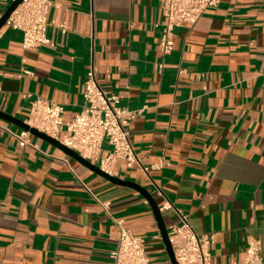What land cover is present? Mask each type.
<instances>
[{
    "label": "crops",
    "instance_id": "1",
    "mask_svg": "<svg viewBox=\"0 0 264 264\" xmlns=\"http://www.w3.org/2000/svg\"><path fill=\"white\" fill-rule=\"evenodd\" d=\"M162 21L157 0H51V44L36 49L4 24L0 111L24 121L33 98L61 104V141L92 65L120 106L141 109L126 129L148 170L117 159L111 175L168 200L167 231L179 212L213 233L211 264H242L250 237L264 256V0H220L174 29L167 54ZM21 129L0 117V264H111L118 220L151 264H171L144 196L34 135L20 148Z\"/></svg>",
    "mask_w": 264,
    "mask_h": 264
},
{
    "label": "built area",
    "instance_id": "2",
    "mask_svg": "<svg viewBox=\"0 0 264 264\" xmlns=\"http://www.w3.org/2000/svg\"><path fill=\"white\" fill-rule=\"evenodd\" d=\"M13 0H0L10 3ZM162 12L160 24L159 50L167 54L173 49L174 29L183 24H194L201 15L220 0H157ZM51 0H22L11 12L5 24L22 34V47L36 49L51 44L47 35L48 12ZM158 25V24H157ZM63 106L47 99L36 97L29 101V111L24 122L29 126L57 138L62 130ZM141 109H128L118 104V97L107 94L100 86L93 66L86 73L83 82L82 103L67 125L68 134L61 142L75 150L83 158L95 162L100 169L112 174L114 163L123 159L142 167L139 157L129 139L126 125L135 119ZM27 130L15 134L20 148L29 145ZM111 146V151L101 156L103 143ZM103 205H109V202ZM171 207L165 200L160 210ZM179 223L167 231L177 264H211L210 248L214 242L213 233L197 234L188 221V216L178 212ZM119 230L116 244L110 252L111 264H151L146 250V238L134 234L117 221ZM242 264H264L261 243L250 237L243 252Z\"/></svg>",
    "mask_w": 264,
    "mask_h": 264
},
{
    "label": "water",
    "instance_id": "3",
    "mask_svg": "<svg viewBox=\"0 0 264 264\" xmlns=\"http://www.w3.org/2000/svg\"><path fill=\"white\" fill-rule=\"evenodd\" d=\"M21 1L22 0H13L8 4L6 9L2 13V15L0 16V28L5 24L7 18L11 14V12L18 6L19 3H21ZM0 117L5 119V120H8V121L15 123L16 125H18L22 129L27 130L31 135L39 137V138L46 140L47 142L53 144L54 146L59 148L62 152L67 154L69 157H71L74 160L78 161L79 163L83 164L84 166H86L90 170L94 171L95 173L103 176L104 178H106L110 182L115 183V184H119V185L129 186V187L136 189L142 196H144L146 198V200L148 201V203L152 209V212H153L155 219H156V222L158 224V228H159V231L161 234L162 242L164 244V247H165V250L167 252L170 263L171 264H177L175 261V258H174V254H173L171 244L169 242V238H168V234H167V228L163 222L161 212L159 210V206H158L157 202L155 201V199L151 196V194L146 189H144L143 187H141L140 185L136 184L133 181L123 180L121 178H118L116 176H113L111 174L104 172L102 169L99 168V166H97L96 164L92 163L91 161L83 158L75 150L68 147L67 145L62 143L60 140H58L57 138L52 137V136L36 129L35 127L29 126L27 123H25L24 121H22L18 118H15V117H13L9 114H6L4 112H1V111H0Z\"/></svg>",
    "mask_w": 264,
    "mask_h": 264
}]
</instances>
